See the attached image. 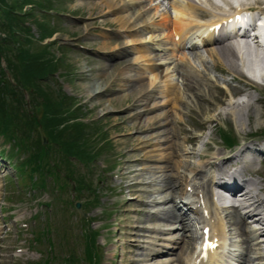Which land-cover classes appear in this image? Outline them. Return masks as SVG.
<instances>
[{
  "label": "rangeland",
  "instance_id": "374dc122",
  "mask_svg": "<svg viewBox=\"0 0 264 264\" xmlns=\"http://www.w3.org/2000/svg\"><path fill=\"white\" fill-rule=\"evenodd\" d=\"M88 2L94 3L95 0H0V31L3 30V19L8 18L12 21L11 18H15L21 27V32L32 35L33 45L31 49L26 50L38 55L40 63L58 67L54 76L40 82L39 86L43 94L38 92L40 90H37L35 94L28 92L32 85L22 92L21 87L17 88L16 83L26 79L24 74H39L40 69L35 71L26 66L23 67L26 70L23 73L22 62L13 56L16 54L15 51L9 54L11 57L9 60L12 61L14 67L12 71L9 67L6 68V63L3 62L6 75L0 72V82L3 83L4 80L5 85L3 87L0 84V107L6 106L9 109L10 122L7 126L3 123L2 129H8L9 135L12 133L16 135L11 141H18L21 147L30 145L33 158L41 145L36 122L43 119L42 116L36 117L35 106L41 104L44 107L43 99L44 101L53 99L57 102L69 103L70 109L73 104H76L72 110L77 109L75 113L84 114L83 123L88 129L95 128L96 132H91L93 135L90 138L88 136L90 144L87 148L90 152L106 148L103 155L86 167L69 159L65 153L68 148L57 139L54 142L55 147L51 150L50 158L58 164L62 172L58 175L54 174L55 176L48 181L45 190L33 191L26 175L7 168L9 164L12 167L22 165L28 158V152L22 149L17 150L14 143L0 135V156L2 161L6 162L5 172L0 171V228L2 231L0 233V261L4 260L0 264H7V262L12 264L17 255L14 251L19 248L25 250L21 259L24 261L27 259L28 264L44 263L46 258L50 257V245L46 240L48 237H40L44 232L49 233L55 246L54 256L57 259L52 264H63V260L70 255L76 257L78 255L82 258L86 247L88 226L87 224L83 226L82 219L75 217L72 201L76 200L85 204L83 209H85L86 218L84 219L90 222L92 231L99 233H97V241L102 246V256L101 253L98 255L96 253V258L100 259V264H180L184 258L193 253L194 228L188 224L189 231L186 236L191 244L193 243L191 246L190 242L189 244L182 242L183 233L179 223L167 226L166 223L158 222L162 212L170 209L178 212L174 200L179 194L175 193L172 197L170 195V189H168L171 187L168 182L170 172L160 175L140 171L144 163L135 162V159H143L145 154L151 150V147L146 145L151 144L148 142L150 134L143 129L146 125L145 117H142L144 118L142 121H134L130 118L133 112L128 110L141 104L139 101L155 94L157 98L150 101V108L156 106L157 110L149 116L161 115L163 119L161 132L165 133L160 138L162 145L158 154L165 156L172 153L174 146L182 145L179 161L186 167V163L201 162L190 154L197 146L202 145L201 149L206 151L209 140H215L217 144L223 146L219 130L224 126L218 125L222 121L212 122L204 129L205 122L216 113L228 110L227 103L236 101V98L231 97V93L235 91L239 93L241 87L246 86L241 81H232L231 76L219 73L220 71L215 69L214 63L204 49L187 51V61L193 68L191 71L195 72L192 77L191 75L187 77L195 85L196 93L207 97L213 103L211 109L205 110L207 109L205 103L197 101L193 95L186 92V80L176 75V72H182L180 63L172 59L171 51L166 50L163 37L154 33L153 13L148 14L145 10L157 6L158 3L152 0H122V4L128 5L127 7L139 4V7H135L136 18L139 17L140 21H144L143 25L147 24V27L142 26L140 33L137 34L143 41L140 46L149 48L153 61L163 63L165 73L168 72L174 76V87L186 100L187 106L180 107L173 114V118L181 120L182 123L179 125V123L172 122L170 113L167 114L171 107L168 106V98L165 94L167 87L171 85L168 78L156 81V88L153 90L156 93L151 92L153 89L150 88L151 81L141 83L143 90L135 88L134 82H123L121 84L125 88L119 90L120 82L115 81V74L118 69L126 68L139 54L133 53L128 60H123L120 57L122 50L104 55H97L93 52L98 46L111 48L116 45L103 44L99 37L100 34L105 35L111 42H114L117 34L111 23L104 25L105 18L96 17L94 19L90 16L88 7L78 5ZM9 7L19 14H7L12 13L8 10ZM163 9L164 7H161L160 12ZM203 14L206 22L210 16L209 12ZM2 15L5 17L3 18ZM109 19L112 18L109 17ZM46 33L48 34L45 36ZM2 39L0 37V43ZM126 43V41L122 42V44ZM122 44H119V48ZM43 51L49 53L43 58L45 60H42L41 52ZM1 52V56L5 58L4 51ZM23 56L25 57L26 54ZM53 59L57 66L54 65L55 62H52ZM25 63H27L26 60ZM17 69L23 74H18ZM262 69L259 71L264 73ZM21 84H25V81L19 85ZM3 88H8L11 94ZM246 96L260 99L261 102L257 106L263 110L264 95L249 91ZM217 97L219 98L216 101ZM219 100H224L226 105H220ZM243 100H246V97ZM54 104L57 105L56 102ZM163 104L165 107H161ZM223 118L226 126L232 125L235 132L236 123L225 120L224 115ZM254 120L252 118L250 122L246 121L248 124H244L240 134L242 138L234 135L235 141L250 138H257L255 141L264 140V124H255ZM237 129L242 128L237 127ZM32 131L34 133L31 137ZM197 136L202 137L197 146L191 142H185ZM143 144L144 148L141 149ZM215 151L220 152L217 147ZM65 158H68V162ZM185 167L179 170L178 175L189 180L192 176L191 171ZM66 169L72 171V180L81 182L82 179L87 189L79 191L82 189L80 185H76L75 188L72 180L65 174ZM209 174L205 170L202 175L204 181L208 179ZM6 175L7 177L4 178ZM155 180L157 186L153 187L150 182L154 183ZM146 183L149 184L145 185ZM176 185L178 184L172 186L176 189ZM160 188L164 189V192L152 193ZM189 188L192 189V187H187L188 196ZM182 190L184 192L185 186ZM167 199H173V201L163 205L158 203ZM141 201L144 204H140ZM136 208L139 210L135 213L133 209ZM153 212L160 213L158 215L160 217L157 218L152 214ZM230 213L232 210L226 212L227 217L224 220L227 229L226 242L230 244L225 257L234 258L237 264H242L241 258L249 259L252 264H260L262 262L259 259L262 253L260 247H257L252 239L249 243L252 251L247 252L249 244L245 237L235 235L234 228L228 223ZM139 227L144 228L143 231H138ZM249 229H251L250 226ZM234 242H238L236 245L239 250H235L237 252H234ZM80 264H86V262L82 261Z\"/></svg>",
  "mask_w": 264,
  "mask_h": 264
},
{
  "label": "bare ground",
  "instance_id": "6f19581e",
  "mask_svg": "<svg viewBox=\"0 0 264 264\" xmlns=\"http://www.w3.org/2000/svg\"><path fill=\"white\" fill-rule=\"evenodd\" d=\"M187 2H183L181 0H174L171 2L170 6L174 11V14H170L169 12H160V7H150L149 9L146 8V12L148 14L153 13V17L155 22L152 26L157 30L156 32L160 33V36L163 37L166 45L171 51L172 59L178 60L182 63L184 69H188V64L185 62L187 59L186 54L184 53V43L186 39L191 37V35H196L197 32L203 34L201 40L203 42H211L213 40L212 35H208V27H214L217 23L222 22L221 18H214L208 20V22H198V19L194 17V15H198L199 12H205L202 6L196 4L193 1L186 0ZM226 4L230 5V1L225 0ZM264 3V0H257V4L260 6ZM86 4V5H85ZM79 3L80 6H86L90 10V16H93L94 19L105 18V23H111L114 26V30L116 31L117 37L114 39V42L108 41L105 35L100 34L99 37L102 39V43H113L116 44L114 47L105 48V47H97L94 49L93 52L95 54H107L115 51H121L120 57L123 60H128L133 53H138L139 55L136 56L126 68L117 71L115 74L116 82L119 83V90H123L125 87L123 82H134L135 88H140L143 90V86L141 83L145 81H151L150 88H153L151 92L156 93L153 91L156 86L155 83L157 80H161L163 78H168L171 81V85L167 87V92H165L166 97L168 98V106L171 109L167 112L170 113L171 121L176 123H182L181 120H176L173 118V114L177 111L180 107H186L187 103L184 98L180 96L177 89L174 87V76L170 73L166 72L162 63H155L151 58L152 54L148 48L142 45L143 41L137 34L140 33L144 21H140V18H136L135 7H139V4H136L132 7H127L128 5L122 4V0H95L94 3ZM260 12L264 15V7H259ZM136 11V12H135ZM112 18V19H109ZM108 18V19H107ZM146 22V21H145ZM142 23V24H141ZM206 23V24H205ZM205 24V25H204ZM89 25V24H87ZM151 35V34H150ZM106 40V42H105ZM123 41H126L127 44H122ZM119 44L122 46L119 48ZM212 45V46H211ZM140 46V47H138ZM206 46H211L209 48H205L209 58L214 63V67L217 71H220L226 75H232L237 79L235 76L237 73H240L238 65L235 63L234 59L237 58V53L235 51L234 45L232 43L223 42H215L212 44H207ZM249 48V46H246ZM141 64H145L149 66L147 69L141 68ZM138 67L140 70L134 69ZM182 70V72L178 73L177 76H181L186 80V92L190 93L194 96V98L202 103L207 105V109H211L213 107V103L207 97L196 93L197 89L189 77L186 74V70ZM254 72L257 73L258 70L255 68ZM191 75L193 74L190 71ZM127 97V94H126ZM155 94L147 99H144L139 105L133 106V108L129 109V112H133L130 118L134 119V121H142L145 117V123L143 129L145 132L150 134L148 142L151 144H146L147 147H151V150L145 154L143 159H135L136 161H141L144 163V166L140 171L144 172H151L154 174H165L166 172H170L171 174L168 176V182H170L171 187L170 195L172 197L173 194L177 193L179 195L183 194V187L186 185L187 180L182 178V176L178 175L179 170L182 167L181 161H179V153L181 152L182 145H176L173 148L172 153L162 156L158 154L160 152L161 141L160 138L164 136V132H161L163 129V119L161 115H152L156 112L157 107L150 108V101L154 100ZM215 99L216 101L218 100ZM260 99L255 97L248 96L246 100H239L237 102H229L227 103L228 110H225L221 113H216L213 117L208 119L205 122L204 129L207 127L208 124L216 121H222L224 118L223 115L226 117L225 120H230L236 123L237 127H241V131L243 130V126L246 121L250 122L251 119H255L254 123L258 125L264 124V108L261 110L257 105L260 103ZM220 105H226L224 100H219L218 102ZM165 104L161 105V107H165ZM188 108V107H187ZM139 109V110H138ZM203 110V109H202ZM202 112V111H200ZM198 112V114L200 113ZM223 113V114H222ZM197 114V115H198ZM147 117V118H146ZM131 119V120H132ZM170 122V121H169ZM168 122V123H169ZM167 123V124H168ZM171 123V122H170ZM248 124V123H247ZM203 129V126H202ZM203 129V130H204ZM202 137L197 136L195 138H191L190 141L186 140L185 142H191L195 146H197L201 142ZM215 142V141H214ZM258 141L250 140L249 144H256ZM208 150L204 151L202 145L199 147L197 146L190 152L191 156L194 158H198L201 162L200 163H186V167L188 170L191 171L193 174V180L199 179L203 175V170L205 168H209L214 170V174L219 176V179H223V182L220 183L223 189H228L229 192L233 197L230 200L231 206L230 210L232 213L228 216V222L230 226L234 228L235 235L239 237H245V240L249 244V239L252 236L255 239H259L257 245L264 250V165L261 168L256 167V163L258 159H262L264 161V150H262L261 154H255L250 152V157L246 158V155L243 154H234L228 155L227 153L213 152L212 144L207 142ZM144 148V144L141 146V149ZM245 153L249 152L251 149L253 151H261L260 146H248L245 148ZM223 149V148H222ZM171 152V151H170ZM240 155V156H239ZM241 161H244L245 165H240ZM163 165V166H162ZM235 167H237L235 169ZM233 169V172H230ZM248 173L252 176L250 179H243V175ZM141 175V173H138ZM215 177V176H214ZM229 178L230 180H226ZM190 182V181H189ZM189 182L187 185H189ZM203 182V181H202ZM215 180H210L209 182H204L202 184V189L208 195H212L211 185H213ZM142 184V183H141ZM146 183L145 185H148ZM150 184L155 187L156 180L154 183L150 182ZM173 184L176 185V189ZM180 188V189H179ZM179 190V191H178ZM164 192V189L160 188L157 191L154 190L152 193H159ZM196 198L201 201L200 192L195 193ZM220 200H224L223 196L219 197ZM173 201V199H167L159 201L160 205L168 204V202ZM140 204H144L142 201ZM227 209V208H226ZM139 209H133V212H137ZM244 210V213H242ZM198 218V222L203 226H209L211 228V237L212 239H216L221 241L224 244L226 242V234H225V226L222 223L221 219L215 220L212 222L208 220L203 215V210L201 207L197 206L193 210ZM163 222L166 223H175L179 222L181 227L182 242L189 243V238L186 236V233L189 231L187 225V215L182 212H177L173 209L167 210L164 212L162 217H160ZM158 222H161L158 220ZM252 222L256 227L253 230L248 229V223ZM143 231V229H139ZM1 233V229H0ZM252 240V239H251ZM238 243V242H236ZM234 242L233 247L234 252L237 249V245ZM247 252L249 253L252 248L250 245L247 246ZM239 250V249H237ZM241 256V254H239ZM261 258H264V254H262ZM217 259V256H213L210 258L212 262ZM192 259L189 260V263L196 264V262H190ZM3 262V260L1 261ZM250 263L249 259H244L243 264ZM251 264V263H250Z\"/></svg>",
  "mask_w": 264,
  "mask_h": 264
},
{
  "label": "trees",
  "instance_id": "16d2710c",
  "mask_svg": "<svg viewBox=\"0 0 264 264\" xmlns=\"http://www.w3.org/2000/svg\"><path fill=\"white\" fill-rule=\"evenodd\" d=\"M8 10H11L12 13H7V14H14V15L19 14L17 11H13V9L10 7ZM2 17L4 18L5 16L2 15ZM11 20L12 21H9L8 18L3 19V29L6 30V28H7L10 31V36L12 35V31H14L15 28L21 31V27H20L18 21L15 18H11ZM22 31H24V30H22ZM47 34L48 33H46L45 36ZM31 37H32V35L29 33L28 37L26 39V43H25L26 48L19 51V53L15 57L17 59H19L20 62H22L23 73H25V71H26V70H24L25 68H23V67L27 66V68H32V70H35V71L40 69L38 71V73L40 75L39 74H30V73L24 74V77H26V79L24 78V80H19L18 83H16V84L18 87H21L23 89L22 92L25 91L26 87L32 85V87H30V91L32 93L35 94V93H37V90H40L38 92L43 94V92L41 91V86H39L40 85L39 83L41 80L45 79V77H48V75L50 73L55 71L56 67H50L48 65L40 63L39 62L40 58L38 57V55L32 54L31 52H29V50H26L28 48L31 49V46H32ZM43 38H45V37H43ZM0 52H1V50H0ZM25 54H26V56L24 57L23 55H25ZM41 54H43L42 60H45L43 58H45V56L47 54L49 55V53H47L46 51L41 52ZM1 59H2V57L0 54V72L3 75H5V72L1 67ZM48 59H50V58H48ZM54 59H55V57H54ZM54 59L52 60V62H55ZM6 60H7V63H8L10 70H12V68L14 67V64L12 63V61H10L8 59V57L6 58ZM25 60L27 61L28 64L25 63ZM54 65L56 66V62ZM47 67H48V69L45 70V68H47ZM17 71H18V74L22 73L18 69H17ZM24 81H25V84L19 85L20 83H23ZM3 82H4V80H3ZM0 84L3 85V87H5L4 83L0 82ZM21 88H20V90H22ZM3 89H7L8 92H10V90L8 88H3ZM0 92H1V90H0ZM22 92H20V93H22ZM55 102L57 103V105L54 104ZM42 103L44 106L43 107L44 115H43V119L41 120V124H42V126H43V128H44V130L48 136L50 144L46 147H42L40 145V147L36 150L35 155H33V158H31L30 162L34 165H37V167L40 168V163H43L45 161V159L50 157L51 150L55 147L54 142L57 139H59L60 143H63V145L68 148L65 151L66 156L73 157V158L78 159L82 162H86V163L90 162L92 160V158L95 157L96 154L93 155V151L90 152L89 149L87 148V147H89V144H90V143H88V141H89L88 136L90 138L91 135H93V134H91V132H94L95 128H89L88 129L86 124L80 123L78 121L79 119L85 117L84 114L75 113L74 111H76V110L73 111L72 109H70L68 107L69 103H61V102H57L53 99H48L46 101H44V99H43ZM9 122H10L9 109L6 108V106H3L2 108L0 107V129H2L3 123H5V126H7V124ZM4 131H8V129L7 130L4 129ZM225 139L228 141V143L232 141L229 137H226V136H225ZM79 183L81 184L82 187L85 184V182L82 179H81V182H79ZM92 248H93V243H92V240L89 238L88 239V245H87V254L91 260L94 259V257H93L94 251L92 250Z\"/></svg>",
  "mask_w": 264,
  "mask_h": 264
},
{
  "label": "water",
  "instance_id": "95a60500",
  "mask_svg": "<svg viewBox=\"0 0 264 264\" xmlns=\"http://www.w3.org/2000/svg\"><path fill=\"white\" fill-rule=\"evenodd\" d=\"M36 111H37V115H38V117H41V115H42V109L41 108H37L36 109ZM40 132H41V136H42V138H43V142L44 143H47V140H46V138H45V134H44V132H43V130L40 128ZM76 207H77V210L81 213V204L80 203H77L76 204Z\"/></svg>",
  "mask_w": 264,
  "mask_h": 264
}]
</instances>
